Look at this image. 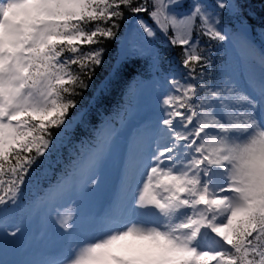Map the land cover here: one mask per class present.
<instances>
[{
  "label": "snow or ice",
  "instance_id": "1",
  "mask_svg": "<svg viewBox=\"0 0 264 264\" xmlns=\"http://www.w3.org/2000/svg\"><path fill=\"white\" fill-rule=\"evenodd\" d=\"M183 4L0 0V264H264V51L239 0ZM165 42L181 51L163 77L161 115L93 126L39 199L56 243L33 248L25 188L77 117L87 122L76 110L98 71L109 65L96 96L141 62L159 73ZM141 84L127 87L129 105ZM105 168L110 196L78 215L66 201L94 196ZM28 249V259L6 258Z\"/></svg>",
  "mask_w": 264,
  "mask_h": 264
},
{
  "label": "rangeland",
  "instance_id": "2",
  "mask_svg": "<svg viewBox=\"0 0 264 264\" xmlns=\"http://www.w3.org/2000/svg\"><path fill=\"white\" fill-rule=\"evenodd\" d=\"M239 2L242 3V1L240 0ZM190 3L191 0H184L183 8H181L180 11H187ZM247 10L248 8H246V11ZM244 19L246 18L244 17ZM247 23L251 26L249 40L252 42L253 46L258 52L264 51V42L261 41L260 35L257 31V29L260 27L257 25H253L248 21ZM231 26L234 31L237 30L235 24H232ZM157 46L160 48V51L163 54L161 71L159 73H155L146 70L145 67V74L137 75L131 83L135 84L136 81H142L139 89L138 100L131 105H129L127 101L124 109L126 107L129 108V112L124 113L123 111L121 113L128 120L129 127H134L140 123L154 121L162 113L160 100L167 89V85L165 84L163 77L168 76L169 73L175 71L179 63V57L171 52V47H169L166 42L162 45L158 44ZM219 51V57H221L222 60L223 53L221 50ZM220 63L217 64L218 67ZM117 120V127H119V118H117ZM101 178V187L96 190V194L94 196L88 197L85 202L82 203L79 195H73L66 201V203L75 204V210L77 211L78 215L84 211L85 207L91 209L96 204L107 201L108 197L111 194V185L114 180V172L109 168L102 169ZM47 188H45L44 192L47 190ZM40 197L41 196H35L31 199V205H33V203L36 204L35 208L31 207L27 211H24V239L29 242L35 249H42L44 248V246H48V249L51 250L55 245L57 238L52 230L50 221L47 219L44 213L43 206L39 203ZM150 214V210H147L145 213V215ZM31 251V249L17 251L15 253L9 254L6 258L8 259L11 257L13 260L28 259L30 258Z\"/></svg>",
  "mask_w": 264,
  "mask_h": 264
},
{
  "label": "trees",
  "instance_id": "3",
  "mask_svg": "<svg viewBox=\"0 0 264 264\" xmlns=\"http://www.w3.org/2000/svg\"><path fill=\"white\" fill-rule=\"evenodd\" d=\"M244 4V17L248 22L259 27L264 26V0H240ZM179 47H171V52L180 58ZM214 59L216 63H220L221 57L219 50H214ZM111 61V56L106 58ZM135 72H129L123 80L116 84L110 91L101 93L96 96L97 90L101 87V82L105 79L109 72V65L98 71L97 77L94 79L93 87L84 93V98L80 102V107L76 111L83 110L88 113L87 122L81 123L77 117V123L73 124L66 133L62 134L60 144L57 150H54L43 166L42 170L30 181L24 192L25 210L31 208V199L35 196H41L45 188L56 182L63 170L70 167V161L75 156L76 150L79 148L82 140H87L92 133V128L105 117H112L116 126L118 125L117 113H122L128 97L124 95L129 84L137 76L145 74V64L134 65ZM211 71V69H210Z\"/></svg>",
  "mask_w": 264,
  "mask_h": 264
},
{
  "label": "water",
  "instance_id": "4",
  "mask_svg": "<svg viewBox=\"0 0 264 264\" xmlns=\"http://www.w3.org/2000/svg\"><path fill=\"white\" fill-rule=\"evenodd\" d=\"M248 24V23H247ZM249 25V24H248Z\"/></svg>",
  "mask_w": 264,
  "mask_h": 264
},
{
  "label": "bare ground",
  "instance_id": "5",
  "mask_svg": "<svg viewBox=\"0 0 264 264\" xmlns=\"http://www.w3.org/2000/svg\"><path fill=\"white\" fill-rule=\"evenodd\" d=\"M151 211V210H150Z\"/></svg>",
  "mask_w": 264,
  "mask_h": 264
}]
</instances>
